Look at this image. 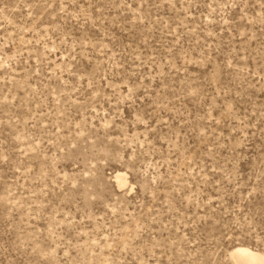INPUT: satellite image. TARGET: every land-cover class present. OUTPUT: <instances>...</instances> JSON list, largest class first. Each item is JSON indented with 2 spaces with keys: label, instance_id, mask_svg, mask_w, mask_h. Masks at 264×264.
<instances>
[{
  "label": "rangeland",
  "instance_id": "obj_1",
  "mask_svg": "<svg viewBox=\"0 0 264 264\" xmlns=\"http://www.w3.org/2000/svg\"><path fill=\"white\" fill-rule=\"evenodd\" d=\"M236 245L264 254V0H0V264Z\"/></svg>",
  "mask_w": 264,
  "mask_h": 264
},
{
  "label": "bare ground",
  "instance_id": "obj_2",
  "mask_svg": "<svg viewBox=\"0 0 264 264\" xmlns=\"http://www.w3.org/2000/svg\"><path fill=\"white\" fill-rule=\"evenodd\" d=\"M114 175L118 185L126 184V173L117 171ZM230 258L234 264H264V254L246 245L234 246L230 251Z\"/></svg>",
  "mask_w": 264,
  "mask_h": 264
}]
</instances>
